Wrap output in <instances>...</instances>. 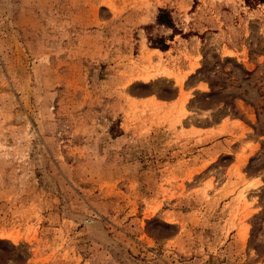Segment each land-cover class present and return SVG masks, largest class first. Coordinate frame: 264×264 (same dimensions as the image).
<instances>
[{"label": "rangeland", "instance_id": "1", "mask_svg": "<svg viewBox=\"0 0 264 264\" xmlns=\"http://www.w3.org/2000/svg\"><path fill=\"white\" fill-rule=\"evenodd\" d=\"M0 264H264V3L0 0Z\"/></svg>", "mask_w": 264, "mask_h": 264}, {"label": "trees", "instance_id": "2", "mask_svg": "<svg viewBox=\"0 0 264 264\" xmlns=\"http://www.w3.org/2000/svg\"><path fill=\"white\" fill-rule=\"evenodd\" d=\"M258 1L261 2V3H264V0H258ZM160 49L164 50L166 48L165 47H160Z\"/></svg>", "mask_w": 264, "mask_h": 264}, {"label": "bare ground", "instance_id": "3", "mask_svg": "<svg viewBox=\"0 0 264 264\" xmlns=\"http://www.w3.org/2000/svg\"><path fill=\"white\" fill-rule=\"evenodd\" d=\"M152 52H153V51H152ZM156 53H157V52H156ZM176 83H177V82H176ZM178 98H179V97H178ZM178 98H177V99H178Z\"/></svg>", "mask_w": 264, "mask_h": 264}, {"label": "crops", "instance_id": "4", "mask_svg": "<svg viewBox=\"0 0 264 264\" xmlns=\"http://www.w3.org/2000/svg\"><path fill=\"white\" fill-rule=\"evenodd\" d=\"M197 87H199V86H197Z\"/></svg>", "mask_w": 264, "mask_h": 264}]
</instances>
